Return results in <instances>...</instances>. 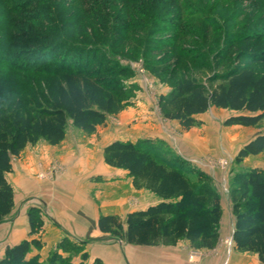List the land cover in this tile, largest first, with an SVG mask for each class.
Listing matches in <instances>:
<instances>
[{
  "label": "rangeland",
  "instance_id": "obj_1",
  "mask_svg": "<svg viewBox=\"0 0 264 264\" xmlns=\"http://www.w3.org/2000/svg\"><path fill=\"white\" fill-rule=\"evenodd\" d=\"M22 1L0 0V10H9L11 30H14L0 37V86L4 85L2 93L0 87V109H11L21 95L13 91L16 86H5L2 80L13 72L6 62L23 68L36 67L43 51L46 55L51 52L71 56L78 44L84 42L81 39L90 35L95 40L90 48L92 55H98L100 50L114 58L106 80L117 87L125 106L119 113L108 115L105 123L92 133L74 128L68 120L65 135H79L80 139L94 137L103 142L137 141L156 156L177 154L189 158L208 177L207 186L220 197L218 238L212 248L199 249L186 240L173 246H135L108 235L109 244L120 246V254L110 255L108 263L259 264L254 254L233 248L234 218L229 189L235 154L249 139L264 133V121L248 128L224 126L223 121L230 112L210 107L200 116L201 126L184 131L176 121L163 118L158 97L184 78L209 87L208 76L222 72L231 62L235 64L242 52L264 57V0H35L40 3L37 9H26ZM102 22L104 30L116 26L111 47H95L101 37L94 28L103 30ZM4 45L11 54L3 49ZM225 46H230L229 63L222 60L226 55ZM252 67L256 73H264V61L253 63ZM16 77L20 79L18 86L25 90L26 105L31 96L28 86L39 78ZM143 140L150 144L141 143ZM37 143L49 145L43 140ZM260 159L264 164V152ZM16 161L12 158V162ZM249 164H252L250 159L242 163L247 168ZM63 171L64 166L54 162L46 174L39 173L36 177L46 179L45 175L49 174V180L50 175ZM31 208H36L43 217L38 207ZM7 218L0 221V235L6 240L13 224L5 225ZM35 236L42 245L31 247L27 255L34 259L31 264H89L92 261L83 243H74L81 246L80 250L62 252L55 250L57 241L42 242L43 228ZM3 241L0 239V249ZM83 252L87 255L84 261Z\"/></svg>",
  "mask_w": 264,
  "mask_h": 264
},
{
  "label": "trees",
  "instance_id": "obj_2",
  "mask_svg": "<svg viewBox=\"0 0 264 264\" xmlns=\"http://www.w3.org/2000/svg\"><path fill=\"white\" fill-rule=\"evenodd\" d=\"M22 2L26 9H37L40 5L35 0ZM121 7L124 8L125 3ZM0 15V37L7 36L5 32L14 31L9 10H0ZM123 17L130 20L126 14ZM102 25L103 22V29ZM115 27L94 28L101 37L95 47H111L115 42L112 38ZM83 39L71 56L67 53L52 55L51 52L46 55L43 51L36 67L5 63L13 72L2 80L5 86H16L17 90L13 91L21 95L11 109H0V221L14 206L13 188L6 179L12 172V158H18L25 147L39 140L53 146L59 144L65 138L68 120L74 128L92 133L105 123L108 115L119 113L125 106L117 87L106 80L114 58L100 50L98 55H92L90 48L95 40L90 35ZM3 49L12 53L7 45ZM229 49L230 46H225L223 63L230 61ZM258 61H264V57L256 58V55L242 52L235 64L231 62L222 72L208 76L209 87L191 78L182 79L158 97L163 118L176 121L182 130L188 131L201 126L198 116L214 107L230 112L223 121L224 126L255 127L264 121V73L258 74L252 67ZM28 75L39 80L28 86L31 96L24 105L25 90L18 86L20 79L16 76ZM3 86H0L1 93ZM141 143L150 144L148 140ZM262 152L264 133L255 135L238 149L229 189L234 218L233 248L254 254L259 264H264V170L247 168L242 163ZM102 156L107 166L126 171L134 189L152 193L157 202L128 212L124 220L117 215H99L97 227L101 233L135 246H173L180 240L199 249L214 246L221 218L220 197L207 186L208 177L190 161L177 154L156 156L150 148L128 140L110 142L103 148ZM38 214L36 208L28 209L27 238L7 246L0 264H31L34 259L27 257L31 247L42 245L35 236L43 226ZM80 248L62 237L55 250L71 252ZM81 259H87L85 252ZM91 264L104 263L94 258Z\"/></svg>",
  "mask_w": 264,
  "mask_h": 264
},
{
  "label": "crops",
  "instance_id": "obj_3",
  "mask_svg": "<svg viewBox=\"0 0 264 264\" xmlns=\"http://www.w3.org/2000/svg\"><path fill=\"white\" fill-rule=\"evenodd\" d=\"M114 140L119 139L103 142L94 137L65 135L54 146L38 143L27 146L15 163L11 161L12 172L6 179L13 188L14 206L5 225L13 224L7 240L0 235L1 241L4 240L0 257L7 246L27 238V212L32 206L38 207L43 215V243H55L66 237L70 242L83 243L91 260L99 258L104 264H109L110 255L120 254L119 244H109L108 234L98 230L99 215H117L124 220L128 212L154 204L157 198L146 190L134 189L125 170L103 162V148ZM260 155L246 158L252 162L248 167L264 169ZM54 162L64 166L62 173L50 175L49 180V174L46 179L36 177L39 173L46 174Z\"/></svg>",
  "mask_w": 264,
  "mask_h": 264
},
{
  "label": "water",
  "instance_id": "obj_4",
  "mask_svg": "<svg viewBox=\"0 0 264 264\" xmlns=\"http://www.w3.org/2000/svg\"><path fill=\"white\" fill-rule=\"evenodd\" d=\"M233 232V231H232Z\"/></svg>",
  "mask_w": 264,
  "mask_h": 264
}]
</instances>
